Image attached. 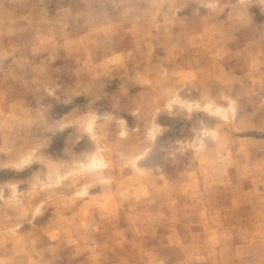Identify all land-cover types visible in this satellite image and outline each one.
Returning a JSON list of instances; mask_svg holds the SVG:
<instances>
[{
  "label": "rangeland",
  "instance_id": "1",
  "mask_svg": "<svg viewBox=\"0 0 264 264\" xmlns=\"http://www.w3.org/2000/svg\"><path fill=\"white\" fill-rule=\"evenodd\" d=\"M0 264H264V0H0Z\"/></svg>",
  "mask_w": 264,
  "mask_h": 264
}]
</instances>
